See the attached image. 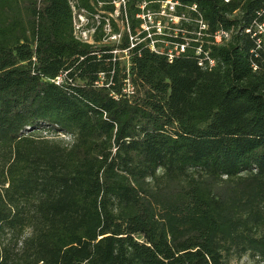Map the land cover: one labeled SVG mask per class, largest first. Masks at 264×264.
Instances as JSON below:
<instances>
[{"label":"trees","instance_id":"obj_1","mask_svg":"<svg viewBox=\"0 0 264 264\" xmlns=\"http://www.w3.org/2000/svg\"><path fill=\"white\" fill-rule=\"evenodd\" d=\"M179 1L231 31L211 69L193 42L127 70L67 0H0V264H264V0Z\"/></svg>","mask_w":264,"mask_h":264},{"label":"built area","instance_id":"obj_2","mask_svg":"<svg viewBox=\"0 0 264 264\" xmlns=\"http://www.w3.org/2000/svg\"><path fill=\"white\" fill-rule=\"evenodd\" d=\"M71 10L72 33L76 40L95 44V37L101 34L102 44L113 45L110 51L112 61H120L128 70L131 52L135 45L143 44L157 54H163L172 62L191 43L198 56V65L211 69L215 60L204 49L209 43L222 44L231 37V31L224 29L210 32L207 23L200 15L196 3L184 5L179 0H138L134 19L137 24L132 29L127 14L129 0H89L90 7L80 5L79 0H67ZM228 2V0H225ZM111 6L112 9H106ZM194 16H192L193 14ZM258 32L264 37V24H257ZM249 32V28L246 29ZM129 39V46L119 48L123 34ZM259 41V40H258ZM67 72H61L51 79L56 85L62 84ZM106 77L99 74L95 84H103ZM127 77L123 79L122 92L126 96L134 93V86ZM71 81V79H68ZM106 85H109L108 83Z\"/></svg>","mask_w":264,"mask_h":264},{"label":"rangeland","instance_id":"obj_3","mask_svg":"<svg viewBox=\"0 0 264 264\" xmlns=\"http://www.w3.org/2000/svg\"><path fill=\"white\" fill-rule=\"evenodd\" d=\"M43 134L44 133V130H43ZM49 135V133H47ZM59 139H67L68 137L67 136H62V135H59L57 136ZM228 264H259L258 263V259L256 257H251L250 255L248 254H244L242 256H239V257H231L228 261Z\"/></svg>","mask_w":264,"mask_h":264}]
</instances>
